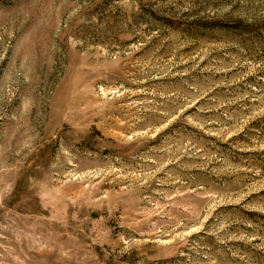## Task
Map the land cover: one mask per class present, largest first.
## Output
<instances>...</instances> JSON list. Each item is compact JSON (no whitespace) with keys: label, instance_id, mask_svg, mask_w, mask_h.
<instances>
[{"label":"rangeland","instance_id":"obj_1","mask_svg":"<svg viewBox=\"0 0 264 264\" xmlns=\"http://www.w3.org/2000/svg\"><path fill=\"white\" fill-rule=\"evenodd\" d=\"M0 264H264V0H0Z\"/></svg>","mask_w":264,"mask_h":264}]
</instances>
